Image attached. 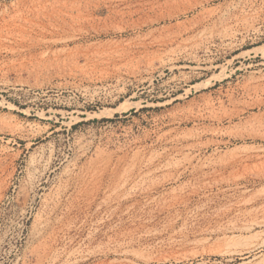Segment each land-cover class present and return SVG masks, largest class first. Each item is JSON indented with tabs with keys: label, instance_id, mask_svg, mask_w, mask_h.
Returning <instances> with one entry per match:
<instances>
[{
	"label": "rangeland",
	"instance_id": "374dc122",
	"mask_svg": "<svg viewBox=\"0 0 264 264\" xmlns=\"http://www.w3.org/2000/svg\"><path fill=\"white\" fill-rule=\"evenodd\" d=\"M130 262L264 264V0H0V264Z\"/></svg>",
	"mask_w": 264,
	"mask_h": 264
},
{
	"label": "bare ground",
	"instance_id": "6f19581e",
	"mask_svg": "<svg viewBox=\"0 0 264 264\" xmlns=\"http://www.w3.org/2000/svg\"><path fill=\"white\" fill-rule=\"evenodd\" d=\"M202 85H203V84H201V85H198L197 87H198V88H200V87H203ZM129 264H135V263H133V262H130Z\"/></svg>",
	"mask_w": 264,
	"mask_h": 264
}]
</instances>
